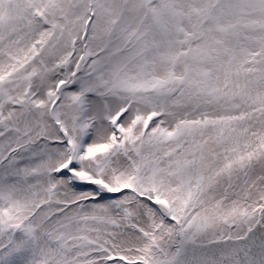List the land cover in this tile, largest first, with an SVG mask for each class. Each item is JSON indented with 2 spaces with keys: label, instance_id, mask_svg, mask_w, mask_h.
Returning <instances> with one entry per match:
<instances>
[{
  "label": "snow or ice",
  "instance_id": "obj_1",
  "mask_svg": "<svg viewBox=\"0 0 264 264\" xmlns=\"http://www.w3.org/2000/svg\"><path fill=\"white\" fill-rule=\"evenodd\" d=\"M0 264H264V0H0Z\"/></svg>",
  "mask_w": 264,
  "mask_h": 264
}]
</instances>
